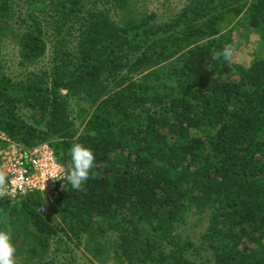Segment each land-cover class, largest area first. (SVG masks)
Instances as JSON below:
<instances>
[{
    "label": "trees",
    "instance_id": "trees-1",
    "mask_svg": "<svg viewBox=\"0 0 264 264\" xmlns=\"http://www.w3.org/2000/svg\"><path fill=\"white\" fill-rule=\"evenodd\" d=\"M126 1L0 0V47L16 36L22 58L16 71L0 63V132L47 144L67 169L73 144L95 154L84 186L65 180L54 201L12 199L4 177L0 230L20 264H59L51 245L84 237L94 255L112 238L117 264H264V0H189L162 22H117ZM222 22L234 24L220 33ZM239 26L262 46L246 59ZM226 45L230 62L217 58ZM196 215L207 225L193 236Z\"/></svg>",
    "mask_w": 264,
    "mask_h": 264
},
{
    "label": "rangeland",
    "instance_id": "rangeland-1",
    "mask_svg": "<svg viewBox=\"0 0 264 264\" xmlns=\"http://www.w3.org/2000/svg\"><path fill=\"white\" fill-rule=\"evenodd\" d=\"M21 6L24 5L22 0H17ZM123 2V1H122ZM120 2V5L122 4ZM189 0H127L123 7L121 8L118 6L116 8V16L115 21L119 22L121 19H123L124 15L133 13L135 16L140 17L142 15L147 16L151 12H154L157 15V22H162L166 19L167 15L169 13H175L180 8L184 7L185 4H187ZM24 9V6H23ZM233 15L230 14V17ZM237 17L235 16V19ZM226 19L225 21H227ZM224 21V22H225ZM222 22L220 24V33H223L225 30H228L231 28L234 24H223ZM24 24L21 22V19L18 18L17 22L14 25V29L21 30L23 29ZM239 29L233 30V40H235L239 47L236 49L237 57L241 59H246L247 57H251L253 54L258 53L261 49V43L257 36L253 35L251 32L252 30L245 29V27H238ZM241 28V29H240ZM44 34L48 35L51 34L52 30L46 25L43 26ZM220 35V34H219ZM13 36V35H12ZM10 36L5 41V44L0 47V63L9 66L7 69L8 71H16L17 65L16 63L22 59L19 53L18 44L19 41L16 36H13L11 39H9ZM50 44V43H49ZM47 57L44 60H47L51 57V48H48ZM41 65V63H40ZM37 64V69L34 70L35 67H32L30 71H36L40 72L41 66ZM7 68V67H6ZM28 71V70H26ZM19 72V71H18ZM37 73V74H38ZM143 74H140L141 76ZM75 101H77L75 99ZM75 103V102H74ZM28 115V112H27ZM29 122L30 118L28 117ZM56 215V214H55ZM202 215V214H201ZM201 215H196L195 217L189 216L188 217V223L192 225V228L190 230L191 235L197 236L198 233H201L204 230V227L207 225L206 218L202 217ZM195 223V225H194ZM181 228V227H180ZM63 239H65L64 236H62ZM112 238H107L106 241H104V245L106 246V251L101 254H92L86 246L84 245L87 242V238H83L78 244H75L74 241L70 242L67 240V244L63 245L62 243H54L51 245V252L56 251L55 254L57 256L56 260H58L59 264H62L63 262L68 263L69 260H72L69 264H117L115 262L112 247H110L109 240ZM73 248V251L67 253L64 251V249ZM57 249V250H56ZM20 255L15 256V264L21 263Z\"/></svg>",
    "mask_w": 264,
    "mask_h": 264
},
{
    "label": "built area",
    "instance_id": "built-area-1",
    "mask_svg": "<svg viewBox=\"0 0 264 264\" xmlns=\"http://www.w3.org/2000/svg\"><path fill=\"white\" fill-rule=\"evenodd\" d=\"M65 171L47 144L28 150L0 132V172L6 177L5 191L12 199L39 192L43 199L54 201L62 190ZM46 208L41 206L43 212Z\"/></svg>",
    "mask_w": 264,
    "mask_h": 264
},
{
    "label": "clouds",
    "instance_id": "clouds-1",
    "mask_svg": "<svg viewBox=\"0 0 264 264\" xmlns=\"http://www.w3.org/2000/svg\"><path fill=\"white\" fill-rule=\"evenodd\" d=\"M233 52L232 45H226L220 53H217V58L223 57L225 62H230ZM51 149L54 152V149ZM70 152L72 167L67 169V165L63 164L66 167V171L62 173L65 179L60 184L63 189L65 187L64 181L66 180L74 190H79L90 179L91 171L95 167V154L89 147L80 143L73 144ZM3 183L4 176L0 174V184ZM15 254L16 248L10 234L7 231L0 230V264H15Z\"/></svg>",
    "mask_w": 264,
    "mask_h": 264
}]
</instances>
